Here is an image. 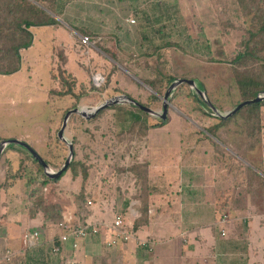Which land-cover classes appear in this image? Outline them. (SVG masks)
Listing matches in <instances>:
<instances>
[{
    "label": "rangeland",
    "instance_id": "374dc122",
    "mask_svg": "<svg viewBox=\"0 0 264 264\" xmlns=\"http://www.w3.org/2000/svg\"><path fill=\"white\" fill-rule=\"evenodd\" d=\"M45 5L49 8H46L48 13L55 19H59L62 26L67 28L68 37L71 35L76 42L74 51H71L70 67L75 69L81 67L85 70L82 73L85 75L83 95L79 99L66 98L55 101V105L62 108L60 110L68 108L74 101L77 103L75 107H95L102 101L118 95H129L137 102L149 103L151 94L155 92L140 78L146 76L149 78L147 66H154L157 61H163V68L166 67L169 74L174 75L176 79L194 80L220 112L229 111L240 102L232 68L224 62L241 50L239 48L241 37H248L247 30H255V25L250 19L251 14L243 15L236 0H55L54 5L50 1L45 2ZM130 19L134 22H130ZM94 20L103 24L109 32L103 35V39L106 40L103 45L94 41L95 37L89 35L94 41V45L89 47L90 44L88 46L83 44L81 33L85 34L84 29L93 24ZM121 23H125L124 30L116 28L121 26ZM88 40L90 43L89 38ZM166 43L170 46H164ZM160 46L162 48L157 51L156 49ZM156 51L160 59L155 54ZM47 59L46 52H42L37 62L25 65L26 67L24 66L15 79L1 76L0 132L2 134L0 133V138H4L5 133L17 131L19 124L23 129L28 130L24 125L27 124L30 129L17 134H23L24 139L21 140L29 143L42 158L49 161L48 166L56 171L63 165L69 153L65 142L67 151L64 156V151H61V156H54L56 154L54 145L50 147L47 145L48 139L54 136L56 129L62 124H60V112L54 121H50L48 127L47 120L45 121L42 131L44 135L42 132L38 134L31 128L30 122L31 117L32 121L38 118L41 120V114L39 113L38 116L36 114L37 110L43 108L39 104H44L51 96L50 89L47 90V88L59 87L58 81L53 78V82L49 83ZM94 60H98L100 65L94 63ZM54 62L58 64L55 65L56 67L51 64V72L56 77L57 68H61V62L54 61L53 58L52 63ZM97 73L102 74L103 77L111 73L114 75L110 83L106 81L103 85V78L100 79ZM178 86L181 87L177 89ZM178 86L170 98L164 119L166 122L168 118L172 119L171 123L148 137L130 132L129 129L133 126V114H138L141 120L149 124L160 122L161 119L135 111L125 102L116 104L117 107L110 106L102 109L100 113L98 112L99 114L90 119L74 114L80 118L75 117L66 129L68 120L65 137L74 143L75 153L72 160L91 164L89 175L87 180L82 182L80 174L73 177L70 171H66L58 181L40 189L46 202L66 204L70 208L72 214L70 216L79 214L77 217L79 222H83L89 206L95 210L99 207L102 210L106 209V216L115 215L116 206L119 207V211L122 210L125 187L129 188L131 193L134 188L132 174L126 167L132 162L144 160L159 166L167 163L169 157L163 155L166 152L165 148L157 142L162 136L177 132L178 118L183 125L187 122L183 134H189L186 139L193 138L194 146L200 145L199 136H203L202 130L206 134H215L216 129L213 126L218 120L212 114V116L207 114L209 112L202 97L195 94V91L185 83ZM75 89L79 91L78 87ZM163 95H158L160 101H151V109L161 112ZM192 95L195 96V101L192 100ZM25 111L28 112L26 116ZM53 111L54 109L52 113ZM17 115L20 116L16 117ZM187 117L192 120L193 126L189 125ZM227 120H224V123ZM231 120L233 121H230L229 125L234 130L233 133L238 134L244 128L242 118L234 114ZM209 128L213 130L208 131ZM37 136H40L42 141L37 140ZM213 138V142L223 148L220 140L216 136ZM155 139L157 142L154 141ZM15 148L16 150L5 147V151L3 150L0 155V180L3 176L5 179L7 165L10 164L16 171L19 159L26 154L21 148L22 151L18 147ZM49 148L54 151L47 154ZM52 152L54 155L50 156ZM24 181L15 182L16 186L12 185L9 195L4 196L3 190L0 189V216L5 210L9 212V215L12 212V216L18 218L24 216L23 204L30 201L27 196L29 188L24 187ZM136 185L138 192L137 182ZM36 187L39 192L40 186ZM2 204H5L4 208ZM1 219L0 223L4 224L3 218ZM11 230L4 232L3 227H0V260H3L0 264H33L30 261L34 259L30 257L34 252L31 246L39 242L42 233L35 231L38 233V238L32 241L31 246L20 250L18 249L19 232L14 228ZM28 232L34 233V231ZM6 249L12 251V260L5 263ZM63 253L67 256L65 249Z\"/></svg>",
    "mask_w": 264,
    "mask_h": 264
},
{
    "label": "crops",
    "instance_id": "0c3cea01",
    "mask_svg": "<svg viewBox=\"0 0 264 264\" xmlns=\"http://www.w3.org/2000/svg\"><path fill=\"white\" fill-rule=\"evenodd\" d=\"M96 21L84 31L103 45L106 41L103 35L109 31ZM58 22L56 25L32 28L33 43L22 51L20 70L8 77L0 75V78L2 76L15 79L25 65L37 62L41 53L46 52L49 83L53 82L51 67L58 64L52 63L54 58V61L61 62L63 70L75 78L76 88L82 87L85 82V75L82 74L84 68L70 67L71 51H74L76 42L71 35L68 37L67 28L62 26L59 19ZM120 25L116 28L124 30L125 23ZM89 44V47L94 45L91 42ZM97 61L94 60V63L100 65ZM97 74L102 77V74ZM112 75L114 73L110 74L109 83ZM39 105L43 108L37 110L36 116L40 113L41 120L38 118L32 121V117L30 120L31 128L38 134L44 130L46 124L48 100ZM24 115H28V112L25 111ZM18 116L20 115L16 117ZM186 119L192 125V120L189 117ZM167 120L163 126L149 129L144 136L161 131L172 121L169 118ZM176 121L177 132L162 136L158 142L154 140L165 148L163 155L169 157L167 163L159 166L144 160L128 165L147 164V223L138 226L136 224L140 217V198L138 188H135L136 177L131 173L134 188L131 193L125 187L122 210L119 211L116 206V214L106 216V209L99 207L95 210L89 206L83 222L112 224L116 215L121 214L124 229L132 237L122 246L111 248L107 243L112 240L113 233L108 227L102 226L97 235L79 240L75 250L70 243H65L63 248L67 259H72L77 264H264V108L260 118L258 143L252 142L244 128L238 134L233 133L234 130L229 125L233 120L229 117L226 123L218 126L215 134H206L202 130L203 136H199L201 143L194 146L193 138L186 139L189 134H183L187 122L183 125L179 118ZM24 125L30 129L27 124ZM18 126L17 131L3 134L4 138L24 139L23 134L18 135L17 132L28 130L23 129L20 124ZM214 136L220 140L223 148L213 142ZM39 139L40 136H37V140ZM3 180L4 176L0 184ZM9 189H2L4 196L9 195ZM5 204L1 206L4 208ZM61 205L64 214L61 219H47L40 213L28 216L25 211L22 212L24 216L18 218L12 216V212L9 215L7 210L0 216V221L1 218L4 220V224L0 223L4 232L13 228L19 232L20 250L26 249L21 241L23 233H42L39 242L31 246L34 252L30 257L34 259L30 261L33 264H58L66 258L52 253V247L60 244L58 237L61 231L57 223L70 217L78 220L79 214L70 216V208L64 203ZM6 207L9 208L8 205ZM11 253V250H7V262L12 260Z\"/></svg>",
    "mask_w": 264,
    "mask_h": 264
},
{
    "label": "trees",
    "instance_id": "16d2710c",
    "mask_svg": "<svg viewBox=\"0 0 264 264\" xmlns=\"http://www.w3.org/2000/svg\"><path fill=\"white\" fill-rule=\"evenodd\" d=\"M48 1H50L53 5L55 3V0H0V75L9 76L20 70L22 64V51L30 47L33 43L34 35L32 28L56 25L59 23L58 20L46 10V8L49 9L45 5V2ZM236 1L239 3L243 15L247 16L251 14L250 19L255 25V30H247L248 37H241L242 40L239 41V48L241 50H239L232 58H229L224 62L228 63L232 68L240 96L239 101L242 102L245 100H252L257 94L264 92V0ZM81 34L82 36L88 37L90 42L94 43L92 38L89 37L90 34ZM164 46H170V44L166 43ZM160 48L162 47L160 46L156 50L158 51ZM103 51L108 52L106 50ZM157 51L155 54L158 56L159 54ZM158 58L160 59L159 56ZM146 71L149 72V78L146 76L145 78L140 79H142V82L147 84L155 92V94H151V101L158 102L160 101L158 95H163L166 87H168L167 85L175 80L176 77L172 74H169L166 67L163 68V61H157L156 65L154 66H147ZM57 72L58 75L55 77L53 74L52 78L58 81L59 87L56 86L50 88L49 90L51 96H49L48 100L49 110L46 117V120H48V123L46 122L48 126L50 125V121L52 122L56 119V116L59 115V112L61 124L65 113L70 108H73L77 105L76 101H74L68 108L60 110L62 108H58V105H55V101H61L66 98L79 99L83 95V86L79 88V91L81 90L80 92L77 91L75 89L76 80L71 74H68L62 69V67L59 69L57 68ZM109 76L110 75L106 77L102 76L103 85L106 83V81L109 83ZM179 87L181 86H178L177 89ZM127 96L132 98L129 95ZM192 100H196L194 95H192ZM151 101L149 103L147 102L141 104L150 108L152 104ZM112 107H117V105ZM130 107H132L135 111L145 114V112L134 106ZM263 108L264 100L248 104L235 113V115H239L242 118L245 132L254 143H258L260 141V118L262 116ZM53 109L54 111L52 113ZM57 110L60 111L57 112ZM207 114L212 116L210 113ZM147 116L149 117V115ZM75 117L80 118V116L73 114L69 119L66 129L69 128V125L73 122ZM217 120L218 123L213 126L215 129H217L220 124H223L225 119L217 118ZM132 122L133 126L129 129L130 132L136 133L140 136H144L149 129L161 127L166 123L165 120H161L160 122L149 124L146 121L141 120V117L138 114H133ZM58 130L59 127L53 134L54 136L48 139L47 145L50 147L53 144L56 149V154L54 155V152H52L50 156H61V151H64V156L65 152L67 151L66 144L59 140L57 136ZM210 130H213V128L208 129V131ZM0 140L6 139L2 137ZM15 147H18V149L21 148L26 152V154H23L21 159H19L16 171L11 168L10 164L7 165L8 168L5 172V179L3 183L0 184V188L7 190V188L9 189V187L12 186L14 182H17L18 180H25L24 187L29 188L27 196L30 200L28 203L25 202L23 204V210L27 213V215L35 216L36 214L40 213L47 219H61L62 216H64L62 205L57 202L47 203L44 194L40 189H44L48 184L58 181L61 176L66 173V171H70L73 177H77L78 174H80L81 180L84 182L88 178V172L91 164H85L80 160H72L67 169L62 172L59 177L50 179L44 175L42 166L32 157L28 151H26L25 148L20 145L10 144L7 146V149L16 150ZM50 151L54 150L49 148L47 154L50 153ZM43 160L49 164L48 160L45 158H43ZM126 169L135 175L136 182L139 185L138 197L140 198V217L137 219L136 223L138 226L147 223L148 217V188L146 184L147 164L137 163L127 166ZM37 185L40 186L39 192L36 190ZM2 261L3 260L1 259L0 262ZM4 262L6 263L7 260L5 259ZM58 264H63V262Z\"/></svg>",
    "mask_w": 264,
    "mask_h": 264
},
{
    "label": "water",
    "instance_id": "95a60500",
    "mask_svg": "<svg viewBox=\"0 0 264 264\" xmlns=\"http://www.w3.org/2000/svg\"><path fill=\"white\" fill-rule=\"evenodd\" d=\"M182 83L187 84L190 87V89L195 91V94H198L199 96L202 97V100H203L204 104L206 105L208 112L210 114H212L215 117L222 118V119H226V118L231 117L239 109H241L242 107H244L248 104L260 102V101L264 100V92H261V93L257 94L256 97L252 100L242 101V102L238 103L231 110L226 111V112H220L208 100V98L206 97L205 91L200 89L194 80H192V79H175L169 84L164 95L161 97V101H162L161 112L155 111V110H153L147 106H144L143 104H141V103L137 102L136 100L128 97L127 95L113 96L110 99H106V100L102 101L101 103H99L95 107H89V108L75 107V108L68 110L63 117L62 124H61V126L57 132V136L60 140H62L63 142H65L67 144L69 153H68V156H67L65 162L63 163V165L56 171H53L48 166V164L43 160V158L28 143L21 141L19 139H6V140L0 141V155L3 152V150L5 149V147H7L8 145H10V144L20 145L23 148H25L32 155V157L35 160L38 161V163L43 168V173L45 176H47L50 179H55V178L59 177L62 174V172H64L67 169L68 165L70 164V162L73 158V153H74L73 144H72V142L68 141L65 137V128H66L67 122H68V120L72 114H78L85 119H90V118L94 117L102 109H105L107 107L125 102L131 106H134V107L142 110L143 112L149 114L150 116H154V117L160 118L161 120H164L166 118L167 108H168V105L170 102V98H171L174 90L176 89V87Z\"/></svg>",
    "mask_w": 264,
    "mask_h": 264
},
{
    "label": "built area",
    "instance_id": "2783aa9c",
    "mask_svg": "<svg viewBox=\"0 0 264 264\" xmlns=\"http://www.w3.org/2000/svg\"><path fill=\"white\" fill-rule=\"evenodd\" d=\"M130 22H134L133 19L129 20ZM83 44H89L88 37L82 36ZM101 79V76H99ZM96 80V78H95ZM89 204L91 202H88ZM108 227L112 233L113 238L107 245L111 248H115V246L120 245L122 246L129 238H131V234L126 232L124 229V222L123 218L120 214H117L112 224L104 225L102 223H85L79 222L78 220H73L71 217L61 220L57 223V227L60 229L61 233L59 234V245H54L52 247V253L58 254L60 257L65 258L66 256L63 253V245L65 243H70L71 248L73 250L78 248V241L85 239L89 236H95L100 232L101 227ZM38 233L34 231L33 234L30 232H25L22 234V246L28 248L31 246V243L34 239H37ZM120 243V244H118ZM141 245H144L141 242ZM7 258V256H6ZM63 264H76L72 259H63Z\"/></svg>",
    "mask_w": 264,
    "mask_h": 264
}]
</instances>
